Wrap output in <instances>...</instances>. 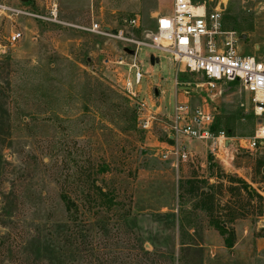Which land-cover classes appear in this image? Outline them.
<instances>
[{
    "label": "rangeland",
    "instance_id": "obj_1",
    "mask_svg": "<svg viewBox=\"0 0 264 264\" xmlns=\"http://www.w3.org/2000/svg\"><path fill=\"white\" fill-rule=\"evenodd\" d=\"M50 1L62 21L85 29L93 21L123 28L137 15L140 28L123 29L138 38L153 29L157 15L171 12L172 3L0 4L46 13ZM218 3L223 27L246 38L239 43L241 54L262 58L264 0H213L210 6ZM15 31L23 37L10 44ZM124 49L121 41L81 29L0 15V264H218L212 257L223 240L199 207L201 196L179 201V186L193 178L212 185L202 191L220 201L222 213H238L228 225L238 245L233 264H264V155H236L232 162L241 175L209 158L203 169L195 158L177 165L163 159L174 143L168 129L176 102L204 104L216 128L248 138L257 126L251 94L238 83L211 88L201 75L178 71L172 55L142 47L138 58L148 75L140 97L155 116L145 130V116L124 94L122 71L114 63ZM150 55L159 59L154 66ZM103 164L106 173L99 172ZM235 179L262 200L249 198ZM96 186L114 193L113 206L94 204Z\"/></svg>",
    "mask_w": 264,
    "mask_h": 264
},
{
    "label": "built area",
    "instance_id": "obj_2",
    "mask_svg": "<svg viewBox=\"0 0 264 264\" xmlns=\"http://www.w3.org/2000/svg\"><path fill=\"white\" fill-rule=\"evenodd\" d=\"M212 3L213 0H172L171 12L157 15L153 29L144 33L143 38L135 37L123 29L140 28L137 15L123 21V28L101 26L93 21L85 29L62 21L57 4L51 1L45 6L46 13L15 10L0 4V15L12 13L123 42L133 54L124 52L122 58L114 63L122 71L124 94L136 104L138 114L145 116L142 119V128L145 130L151 128L155 116L140 97L141 81L148 75L142 72V61L138 58L142 47L172 55V62L178 71L201 75L211 88L217 83H238L244 92L251 94L257 122L251 137L236 138L230 136L229 131L216 128L213 114L204 104L193 106L187 102H176L168 129V136L174 143L163 155L166 160L171 157L176 165L188 163L193 159L188 143L197 141L206 144L213 158L225 167L242 153L264 155V54L262 58L241 54L239 43L246 38L223 27L221 5L218 3L211 7ZM22 37L21 32H12L8 42L14 44Z\"/></svg>",
    "mask_w": 264,
    "mask_h": 264
},
{
    "label": "trees",
    "instance_id": "obj_3",
    "mask_svg": "<svg viewBox=\"0 0 264 264\" xmlns=\"http://www.w3.org/2000/svg\"><path fill=\"white\" fill-rule=\"evenodd\" d=\"M108 170L109 169L107 165L103 164L100 166L99 172L106 173L108 172ZM235 181L238 185L241 186L240 189L243 190L249 198H253L256 196L257 198L262 200V197L258 195V193H256V191L244 180L235 179ZM183 184L179 186V201L183 200L184 195L201 196L202 200L199 204V207H201L202 210L206 212L209 225L213 229H215L223 238L225 248L231 250L235 245V233L233 230L229 229L228 225L238 218L237 211L228 210V214L222 213L220 209V201L216 200L214 196L209 195L208 193H204L202 191V188L205 186L212 187V185H208V181H206L204 178L189 179ZM94 190V204H97V206L100 208H110L114 205L115 196L113 192L106 191L102 187L98 186H96Z\"/></svg>",
    "mask_w": 264,
    "mask_h": 264
},
{
    "label": "crops",
    "instance_id": "obj_4",
    "mask_svg": "<svg viewBox=\"0 0 264 264\" xmlns=\"http://www.w3.org/2000/svg\"><path fill=\"white\" fill-rule=\"evenodd\" d=\"M256 48H258V47L256 46ZM169 140L171 141L170 137H169ZM188 145L190 147L193 158L200 160V163H199L200 169H203L205 167V160H208V158H209L210 162L213 161V162H216V164L220 165V163L218 162L217 159L212 160V157L209 153V150H208V147L206 144H203V143H200L197 141H190V143H188ZM171 163H172V161H171ZM234 163L231 162L230 164H228L225 167L221 166V165L220 166L223 167L225 171H228V172L231 171V172L237 173L238 175H241V169L242 168L239 167V164L235 165ZM173 166H175V165H173ZM222 240H223V238H222ZM237 246L238 245L236 243L231 250H228L225 248L224 242H223V245H220V247H218L214 251V255L212 258H215L214 260L218 264L237 263L238 262L237 261V258H238ZM258 252H260V249L258 250ZM209 261H211V260H209Z\"/></svg>",
    "mask_w": 264,
    "mask_h": 264
},
{
    "label": "water",
    "instance_id": "obj_5",
    "mask_svg": "<svg viewBox=\"0 0 264 264\" xmlns=\"http://www.w3.org/2000/svg\"><path fill=\"white\" fill-rule=\"evenodd\" d=\"M26 1H27V0H26ZM242 37L245 38V36H242ZM124 52L127 53V54H129V55H132V54H133V51L130 50V49H127V48L124 49ZM149 60H150V64H151L152 66H154L155 63H158V61H159V59L156 58L154 55H150ZM155 94H156V95L158 94V91H157V90H155ZM212 160H214L213 157H212Z\"/></svg>",
    "mask_w": 264,
    "mask_h": 264
}]
</instances>
